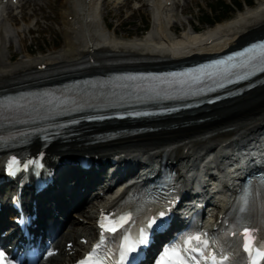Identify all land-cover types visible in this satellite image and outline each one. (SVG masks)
<instances>
[{
  "label": "bare ground",
  "instance_id": "obj_1",
  "mask_svg": "<svg viewBox=\"0 0 264 264\" xmlns=\"http://www.w3.org/2000/svg\"><path fill=\"white\" fill-rule=\"evenodd\" d=\"M43 1L19 0L17 4L19 12L17 15L12 14L11 6L7 5L5 8H1L0 4V24L6 38L9 37L11 40V34L14 33L12 27H16L18 22H25V19L30 18L25 13L26 9L31 11V15H35L37 12L42 14L41 3ZM123 1L126 2L118 5L116 12L119 13L122 7L128 6V2H131V0ZM137 1L141 8H148L149 5L146 0ZM168 1L173 2V5L177 7L179 0H152L154 12L152 17H154L156 23V30L154 31L156 36L151 35L150 40L143 41L138 38L131 39L118 36L116 31L112 35H107L103 30H100L96 21L99 0H60L62 15L65 17L62 22L65 35L64 46L48 55L39 57L24 55L23 59L16 63L8 62L11 56L5 60L4 53L0 49V84H4L6 80L21 71L31 72V69H34L39 63L48 65L70 63L79 60L91 50L95 53H109L112 56L144 59L146 63H142L140 66L151 68L163 65V63L176 64L191 60L195 61L202 56L206 57L222 53L232 47L241 46L256 35L257 38L264 35V0H262L258 2L257 6L252 8H247V5H245L246 11L241 10V6L237 10V17L227 20L225 23L203 30L200 27H193L194 30L199 29V31L195 32V34L183 31L181 37L171 38L170 41V36L166 31V24L169 22L168 15L171 8H164L166 5H163V2ZM230 4L232 2L224 6ZM163 11L167 14L164 15ZM69 15L73 16L71 22L67 21ZM9 17H11L13 22L10 28L4 24L5 19ZM30 31L31 29L27 30L28 33ZM18 34L21 40L20 45L24 46L25 49L21 32L19 31ZM0 36H2L1 31ZM210 40L212 42L207 45ZM179 44H187L183 51L190 52L191 55L183 57L181 56V51L173 49ZM193 46H197V48L191 49L190 47ZM136 47H139V49ZM168 50H171L172 54L166 53ZM156 58L167 59L168 61L157 64L151 62ZM122 124L116 129L151 127L156 128V131L139 137H123L111 142L87 144L89 141L88 136L109 131L112 126V122L104 123L102 127L98 124H89L84 127L83 131L80 129L76 130V132H80L76 137L67 138L61 144L53 146L51 157L69 154L77 157L83 153L89 154L92 152L93 156L101 160L112 154V157L117 156L119 162H123V166H127L137 165L143 160L159 163L162 153L166 152V165L170 169L169 174L174 175L177 171L178 180L182 182V186L179 188L185 190L186 182L189 176L194 174L195 167H200L201 170L207 165L210 168L212 165L227 168L231 161L238 159H242V165L247 166V161L249 160L244 158L246 155L243 152L249 153L255 147L260 159L264 161V84L246 91L236 98L220 101L212 106L204 105L197 109L182 111L171 117L152 121L151 123L134 124L128 127H125V125H128L129 121H125ZM205 135L207 136L201 139ZM162 166L156 165L158 168ZM70 171L71 173L64 177L61 183H58L55 200L53 201L57 207L59 217H62L64 222H62V225H56L53 214L49 215V221L53 222L50 224V231L53 233L57 231L56 248L59 253L52 258L46 257V264H68V261L75 257L72 254L67 255L65 249L67 243H73V248L70 249L73 253L75 248L81 247L82 244L79 240L83 235H92V233H89L90 224L87 219L93 210L95 200V197H92L94 194L92 189L101 185L104 188L106 187L105 183L101 181L102 179L96 174L98 173L97 170L91 171L89 177L83 178L81 176V179L79 176L83 173L74 165V162L64 163L61 175H65L66 172L69 173ZM74 171H76L77 177L74 175ZM85 175L87 176V172ZM85 179L88 181L87 187H85ZM161 181H163V187L167 189L166 194L175 196L173 188L177 187L169 184V178H162ZM69 183H72L71 187H67ZM61 187L65 189L64 196L61 195ZM79 189H83L85 193L83 194V191H79ZM109 189L108 187L105 193ZM118 199H120V196H118ZM110 200V196L105 198L106 203H110ZM4 204H7V201ZM220 207L221 204L219 203L217 211H220ZM79 209H81V213H79ZM77 214L80 215L79 217H84L87 227L73 218ZM242 215L247 219L244 210ZM74 231L75 235H73ZM71 237H73V241H71ZM0 248L5 249L12 256L17 255V251H14L13 248L7 249L2 244H0ZM65 257L68 258V261H65Z\"/></svg>",
  "mask_w": 264,
  "mask_h": 264
},
{
  "label": "snow or ice",
  "instance_id": "obj_2",
  "mask_svg": "<svg viewBox=\"0 0 264 264\" xmlns=\"http://www.w3.org/2000/svg\"><path fill=\"white\" fill-rule=\"evenodd\" d=\"M259 57L264 61V44L259 45ZM256 49H249L248 52L241 53L242 57H249L250 59H255ZM232 59V58H230ZM247 66V65H245ZM264 70V69H262ZM17 164L13 160V165ZM12 165H10V168ZM161 216L164 215L163 212L160 213ZM130 220V217H121L116 224L109 226L106 223H101V243L96 245L89 256L80 262V264H105V260L98 254V250L103 247L104 243V233H115L118 228L117 225L122 228ZM156 221L152 220L147 227H152ZM243 235L247 238V242L244 245V250L253 257L252 264H259L260 260H264V245H257L256 248L253 246V232L248 228L243 229ZM146 242V235L144 229H141L140 235L138 237L137 243L143 244ZM215 242L210 245L207 234L202 235H192L185 239L182 246L172 247L164 252L161 257L160 264H222V261L228 259L226 255H222L220 259L212 252V246ZM257 248L259 250H257ZM135 251V244H133L127 237H125L123 244L119 250V261L126 259L130 252ZM0 264H10L3 252H0Z\"/></svg>",
  "mask_w": 264,
  "mask_h": 264
},
{
  "label": "rangeland",
  "instance_id": "obj_3",
  "mask_svg": "<svg viewBox=\"0 0 264 264\" xmlns=\"http://www.w3.org/2000/svg\"><path fill=\"white\" fill-rule=\"evenodd\" d=\"M235 1L239 2L243 0H231V1L230 0H188V2H185V0H183L180 6L170 7L171 11L168 15L169 22H167L166 26L167 28L168 26H174L172 28L177 27V30L180 32L183 29L188 28L189 26L187 24L188 22H190L194 26H200L203 29L209 28L212 25L208 24L209 21L207 20V15L210 16L209 19L211 18L213 19V17L217 19V17L222 18L224 16H227L226 20H230L232 18L237 17L238 15L237 11H235L234 9L233 10L225 9V6H224V5L229 4L230 2L233 3ZM106 3H109V2H105L104 4ZM253 5L255 6V3ZM115 6L116 4L109 3V5L105 6L106 9L104 8L102 15L105 17L104 24H106L109 28L113 27L112 29L118 30L116 32L117 35H121L122 37H126L128 35L130 37L139 35L143 24L145 25V23H148L150 21V16H149L150 10L148 8L147 9L140 8L138 11H134L132 17L126 20L125 16L127 13V9H132L136 5L133 4V5H130L128 8H123L121 12L119 11V13L116 12ZM241 6H242L241 10L246 11L245 5L244 6L241 5ZM209 8L218 9V10L216 12L209 13ZM59 20L61 21V18ZM99 24H101V22H99ZM51 25H52V28L55 29V25L52 23ZM167 28H166V31H167ZM57 31L60 32L64 36L62 25L57 28ZM52 38H53V35H51V39ZM61 38L62 37H59L60 40ZM38 44H39L38 49L42 51V54L40 55L46 54L52 50V48H49L50 46L48 45V42L46 41L42 43L39 42ZM35 46H36L35 43L31 45L32 50L30 51V53L33 54V57L40 56ZM3 52L5 54V59H7L8 56L13 54V49H4ZM21 57L22 56L17 57L15 61L20 60Z\"/></svg>",
  "mask_w": 264,
  "mask_h": 264
}]
</instances>
